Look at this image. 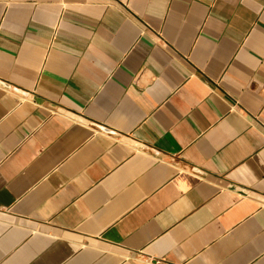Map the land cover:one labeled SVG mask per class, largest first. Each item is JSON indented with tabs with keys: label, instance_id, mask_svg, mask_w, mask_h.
<instances>
[{
	"label": "crops",
	"instance_id": "crops-1",
	"mask_svg": "<svg viewBox=\"0 0 264 264\" xmlns=\"http://www.w3.org/2000/svg\"><path fill=\"white\" fill-rule=\"evenodd\" d=\"M0 264H264V0H0Z\"/></svg>",
	"mask_w": 264,
	"mask_h": 264
}]
</instances>
